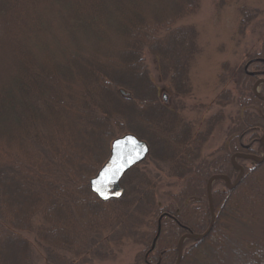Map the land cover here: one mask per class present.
Masks as SVG:
<instances>
[{"label": "trees", "instance_id": "trees-1", "mask_svg": "<svg viewBox=\"0 0 264 264\" xmlns=\"http://www.w3.org/2000/svg\"><path fill=\"white\" fill-rule=\"evenodd\" d=\"M143 1L0 0V47L11 53H0V264L42 259L23 236L26 232L35 235L51 263L61 262L63 250L102 259L103 247L111 242L103 229L116 232L112 241L120 244L142 225L146 248L132 264H176L180 244L179 264H264L263 229L257 227L252 241L228 224L242 201L252 214L255 204L243 198V189L260 195L257 177L264 161L236 158L243 168L239 183L230 190L211 189V229L201 238L181 241L184 234L205 232L210 223L207 179L214 173L237 177L239 169L230 157L247 152L240 145L251 128L264 129V99L253 92L255 79L264 78V48L246 61L255 65L254 71L242 65L232 70L239 95L223 87L216 96L219 107L234 102L241 112L234 116L227 140L216 148L218 156L203 157L201 148L223 113L213 114L204 130L193 133L191 124L160 98L143 55L146 50L156 58L159 79L169 81L174 94H190L188 66L197 50L196 31L178 21L193 14L199 0H163L165 14L148 12ZM241 13L239 23L245 27L257 12ZM115 25L123 31L119 40ZM49 37L64 59L52 53ZM87 37L95 40L92 50L66 51L70 42L82 47ZM104 37L121 44L102 45L97 40ZM37 44L47 58L35 57ZM228 77L222 75L221 84ZM48 124L52 127L46 129ZM120 132L147 142V159L156 172L144 159L122 176L121 197L102 201L88 182ZM248 160L253 165L244 163ZM160 174L185 181L177 193L165 192L170 199L164 205L155 193ZM36 214L48 225H33Z\"/></svg>", "mask_w": 264, "mask_h": 264}, {"label": "rangeland", "instance_id": "rangeland-1", "mask_svg": "<svg viewBox=\"0 0 264 264\" xmlns=\"http://www.w3.org/2000/svg\"><path fill=\"white\" fill-rule=\"evenodd\" d=\"M165 4L166 3L163 0L143 1V6L147 7L148 12L152 11V9L155 12H158V10H162V13L165 14ZM197 4L198 7L193 14L184 16L178 21L179 25L181 24L185 26H192L196 31L195 35L197 50L194 53V56L188 66V77L191 86L190 94H174V91H172L173 88L171 83L167 80L163 81L159 79L156 58H154V56L146 50L144 51L143 55L148 67L147 69L149 70V74L154 83L159 87L158 89L160 98L162 99L163 95L166 96L165 103L175 108L179 112V115L191 124L190 129H192L193 133L196 131L204 130L206 128L207 120L213 114H216L219 111L223 113V117L221 116V121L217 123L215 127H213L214 129L211 132V135L209 136V138H207L206 142L201 148L202 156L212 159L218 156L216 148H219L227 140L226 137H228V132L231 129V126H234L236 124L234 116L237 115L239 111L241 112V107H239V105L235 104L234 102L219 107V104L216 103V96L219 95V92L223 87L229 88L235 96L239 95V88L237 87L236 82L231 75L233 74L234 69L238 67V65L245 66L244 69L248 72L255 70V65L248 62L246 63V61L251 54L258 53L261 49L264 48V0H199ZM242 9L246 10V12L249 13H252L253 11L257 12L255 17H252V19L246 24L245 27H241L239 23L241 21ZM162 13L158 15H161ZM139 22L141 26L144 24L143 20H140ZM113 27L116 31V34L118 35L115 37L117 38V40H119L118 38L123 35V31L119 30V27L117 25ZM50 38L51 37H49V42L46 43H48L49 47L53 48L52 53L55 54V57L57 59H64V56L62 55L64 53H60L57 47L53 46L54 41L52 40V38ZM104 38L105 40L102 39L103 41H100L99 39L97 41L101 42L102 45L103 43L106 45L114 46H118L121 44H119L117 40L116 43H114L113 39L111 41L108 37ZM29 40H31V38ZM94 41L95 40L91 37H87L86 41L83 42L85 44H83L82 47L75 44L74 42H70L69 45L65 47V49L67 51L69 49L76 48L79 50L78 52L83 54L86 51H89L90 48L91 50L92 47L94 48V45H96ZM101 43H99V45H101ZM61 46L62 45H60L59 47ZM41 47L42 46H39L38 44L34 46V50H36V52L34 53L35 57L39 58V54L47 58L48 55L44 53ZM0 53H7L9 55L11 54L7 46L4 45L0 47ZM79 56L80 55H77L76 59H78ZM2 57L1 61H3L4 63L5 58L2 59ZM67 64L72 68L74 67L73 63ZM227 74L229 77L226 79V82L223 85L220 82V78L222 75L227 76ZM262 79L264 78L260 77L257 80L255 79L253 86L255 87L254 89L259 92V94L264 95V80ZM47 126L48 128L46 129L52 127L51 124H48ZM124 133L125 132H120L118 133L119 135L116 136H121ZM252 134H256L255 139H250L249 136H251ZM263 135L264 129L262 130L259 128H251L249 130V133L244 134L242 136L240 149H246V147L248 148L246 149L247 152H243V154L252 152L256 155L261 156L264 152V141L262 140ZM260 139L263 142V144L261 145L258 142ZM147 156L145 157L143 163L148 164L149 169H151L152 174H154L156 172V169L151 160L149 158L147 159ZM233 162H236V159ZM237 162L239 163L238 160ZM245 162L248 166L253 165L249 160L244 161V163ZM227 177L229 178V176ZM236 178L238 177H235V175L233 179L229 178L230 185L234 184V182L237 180ZM222 180L212 181L210 184L212 187L211 189L224 191L225 189L230 190L233 188L228 187L225 180ZM257 180L259 181L260 195L256 194L257 191L255 190L246 189L247 187L243 189V198L246 197L251 201L253 200V205L255 204L252 214H250V210H248L247 212V210L245 209L247 207V203L243 202L242 198V203H239V205H237L238 209H236L235 211V217H233L234 220H228V224H230L231 226L234 224L237 227L238 235L242 234V236H246V238L250 235L257 234V227H261L264 231V163L263 168H261L258 172ZM184 183V179L181 180L177 178H169L164 174H160L155 192L156 199L164 205L165 202H168L170 199V197L166 195L165 192H168L170 194L177 193V191H179L180 188L184 186ZM207 183L208 179L206 182V187ZM202 210L204 211L205 208L203 209L202 207ZM210 214L212 220L209 221L210 223L207 227L209 228V230L211 229L214 220V212L213 214L210 212ZM31 220L32 224L38 227L40 225H44V227L48 225V223H46V221L42 219L38 214H36ZM224 223L225 225H227L226 221ZM145 229V226L142 225L135 234L130 235L128 233L129 235L127 234L120 244L112 241L117 238L116 232L111 233L109 229H103L102 235L104 239H108V242H111L107 249L103 247V250H105L106 252L104 254L105 256L102 259H99L98 257L96 258L95 256H92V254L88 253L85 255L81 253L79 255H70L68 254V252L66 253V251L63 250L60 252L62 254L61 262L53 260L51 263L45 260L43 251H41L42 249L39 248L37 244V238L33 233L26 232L23 233V236L32 243L36 255L42 258L38 263L36 262V264H68L66 263L67 261H64L66 258V260H68L70 264H132L136 259L135 255H137L139 251H142L146 248V243L142 241V233ZM150 229L151 228L148 229V232L151 231ZM158 233L159 232L155 234L156 236L152 242L151 248H154L155 246L154 244ZM203 233H199V235H202ZM248 239L252 240L254 239V237L250 236ZM257 239L255 240V243H257ZM63 256L65 258L64 260H62ZM190 263L191 262L189 260L187 264Z\"/></svg>", "mask_w": 264, "mask_h": 264}, {"label": "water", "instance_id": "water-1", "mask_svg": "<svg viewBox=\"0 0 264 264\" xmlns=\"http://www.w3.org/2000/svg\"><path fill=\"white\" fill-rule=\"evenodd\" d=\"M254 92L258 95L259 93L254 89ZM260 97L264 99V96L260 94ZM163 100H166V96L163 95ZM264 141V135L263 139ZM148 144L145 140L139 139L132 133H125L121 136L116 137L112 140L110 144V153L104 164L100 167L98 172L89 179L90 191L95 194L100 200L107 201L110 199H117L123 194V187L120 185V179L128 169H130L135 164L143 161L148 154ZM236 155V154H235ZM242 155V154H240ZM234 157V155L232 156ZM252 159L262 162L264 160V152L261 156L249 155ZM241 169V167H240ZM243 170L241 169L240 175L234 184L230 185L229 178L223 175H214L208 179L207 183V193L209 196V202L211 205V213L213 214V207L210 198V184L215 178L226 179V185L228 187H233L239 182ZM209 228L202 235H193L197 237H203ZM179 260V258H178Z\"/></svg>", "mask_w": 264, "mask_h": 264}, {"label": "flooded vegetation", "instance_id": "flooded-vegetation-1", "mask_svg": "<svg viewBox=\"0 0 264 264\" xmlns=\"http://www.w3.org/2000/svg\"><path fill=\"white\" fill-rule=\"evenodd\" d=\"M248 147H246V149H247ZM239 153H242V152H237L236 154H239ZM243 154V153H242ZM249 154V153H248ZM239 157H241V156H236L235 155V159L236 158H239ZM233 161H235V160H233ZM232 162V161H231ZM234 165H240L238 162H237V159H236V162H232ZM239 168H240V166H239ZM216 175H218V174H216ZM221 175H223V176H226L225 174H221ZM227 177V176H226ZM210 178V177H209ZM208 178V179H209ZM220 179H224V178H220ZM225 180V182H226V179H224ZM206 189H207V187H206ZM207 195H208V193H207ZM209 197V196H208ZM210 198H211V186H210ZM208 200H209V198H208ZM209 202V201H208ZM211 204H212V202H211ZM209 207H210V212H211V205H210V202H209ZM212 207H213V205H212ZM213 212H214V208H213ZM211 220H212V217H211ZM193 235H199V234H196V233H192V234H184V236H182V238H181V241H185V239H187V238H189V237H196V238H199V237H197V236H193ZM181 253H182V246H181V244H180V246H179V252L177 253L178 254V257H177V261H176V264H179V262H180V258H181ZM178 258H179V260H178Z\"/></svg>", "mask_w": 264, "mask_h": 264}]
</instances>
